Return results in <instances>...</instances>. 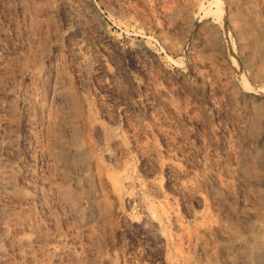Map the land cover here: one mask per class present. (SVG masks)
Instances as JSON below:
<instances>
[{
  "label": "rangeland",
  "instance_id": "374dc122",
  "mask_svg": "<svg viewBox=\"0 0 264 264\" xmlns=\"http://www.w3.org/2000/svg\"><path fill=\"white\" fill-rule=\"evenodd\" d=\"M92 120L120 140L110 149L137 191L152 144L160 166L175 155L194 181L196 219L156 174L189 231L202 215L218 225L184 239L183 264H264V0H0V264H164L177 253L129 226L135 197L118 204L72 155L98 150Z\"/></svg>",
  "mask_w": 264,
  "mask_h": 264
},
{
  "label": "bare ground",
  "instance_id": "6f19581e",
  "mask_svg": "<svg viewBox=\"0 0 264 264\" xmlns=\"http://www.w3.org/2000/svg\"><path fill=\"white\" fill-rule=\"evenodd\" d=\"M73 47L75 55L80 58L81 52L85 50V46L79 42ZM101 63L104 66L106 74L111 76L106 61L102 60ZM90 122H88V124ZM93 122L94 123L89 124V129L97 138L98 150L87 152L86 148L82 145H75L69 148L72 155L78 158L87 157L89 161L88 164H94L100 182L105 185L108 193L118 204L126 202L131 196H134L136 205L140 209V215L138 217L139 219L134 218V216H125L124 219L127 224L131 227H135V229L141 230V233L153 232L155 237L162 243L163 249L169 250V247H174L173 250L176 249L175 251L177 253H172V258L170 255L167 257L169 252L166 254V257H164V264H183L187 261L185 260V255L181 251L182 248H180L184 239L186 237L191 238L194 232L210 233L217 230L218 225L202 215L200 223L196 224L194 230L189 231L181 222L177 207L174 206L170 197L166 194L165 184L161 183L156 178V174L158 171H163L166 174V183L169 182L178 185L182 195L190 200L189 205L185 206L184 213L192 219H196L198 216V211L195 210L193 203L203 205L205 201L200 196L199 192L195 190L194 181L181 179L180 175L182 172L175 155H169L166 162H163L160 166L159 150L152 144L142 150V159L149 169L143 177L144 181L140 183L142 184L141 186L144 187V192H140L141 189L137 191V189H135V183L128 172L129 170H127L125 161L121 160L117 162L116 153L111 152L110 144H119L120 140L116 135L112 136L113 133L109 134L105 132L106 129L101 123ZM82 170H85V168ZM208 177L218 185L219 192H230L231 185L228 182L221 181L218 176L213 173ZM3 186L7 189L10 187V184L4 183ZM172 230H174V232ZM236 262L237 259L233 258V256L227 258L228 264H236Z\"/></svg>",
  "mask_w": 264,
  "mask_h": 264
}]
</instances>
